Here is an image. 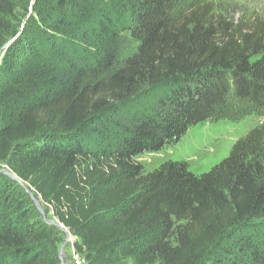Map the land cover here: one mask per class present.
Listing matches in <instances>:
<instances>
[{"label":"trees","instance_id":"1","mask_svg":"<svg viewBox=\"0 0 264 264\" xmlns=\"http://www.w3.org/2000/svg\"><path fill=\"white\" fill-rule=\"evenodd\" d=\"M31 1L0 0V264H62L45 220L84 264H264V123L200 176L135 160L264 116V12Z\"/></svg>","mask_w":264,"mask_h":264},{"label":"rangeland","instance_id":"2","mask_svg":"<svg viewBox=\"0 0 264 264\" xmlns=\"http://www.w3.org/2000/svg\"><path fill=\"white\" fill-rule=\"evenodd\" d=\"M202 1L204 0H183L182 3L186 8H190ZM208 1L214 2L215 6L218 8H227L231 11L230 14H235V18H238L243 11L247 10L264 12V0ZM238 112H240V107L231 105L230 113L235 115ZM263 118L264 116L258 117L251 115L240 120H235L233 118L208 120L191 127L177 142L164 146L159 152L144 153L138 156L135 160L143 167L146 173L157 169L168 161H171L185 163L190 173L200 176L209 172L214 166L218 165L223 159H225L236 141L245 136L253 127L264 123V121H262ZM39 208L40 212L43 213L42 216H44V208L41 207L40 203ZM53 221L59 223L56 220ZM64 234L63 244L66 240ZM71 240L72 238L63 251L62 259L64 264H75V254L73 252ZM63 244L59 246V249ZM127 264L133 263L129 262Z\"/></svg>","mask_w":264,"mask_h":264},{"label":"water","instance_id":"3","mask_svg":"<svg viewBox=\"0 0 264 264\" xmlns=\"http://www.w3.org/2000/svg\"><path fill=\"white\" fill-rule=\"evenodd\" d=\"M33 3H34V0H32L31 1V6L33 5ZM31 9V8H30ZM17 37V36H16ZM16 37L15 38H13L12 40H10L3 48H2V50H5L15 39H16ZM1 172L3 173V174H5L6 176H8L10 179H12L13 181H15V182H17V183H19L23 188H25L24 187V185L21 183V181L19 180V179H17V177L16 176H14L13 174H11V173H9L7 170H1ZM25 190H26V192H27V194H29V196H30V198H31V200L34 202V204L37 206V208H38V210H40V208H39V202L34 198V196L31 194V192L29 191V190H27L26 188H25ZM42 215H43V213H41ZM45 222L48 224V225H53V226H55V227H57L61 232H64L65 233V238H66V240H65V243L61 246V248L59 249V257H60V260H61V263L62 264H64L63 263V251H64V248H65V246L68 244V242H70V239L72 238L73 239V236L71 235V234H69L68 232H67V230L60 224V223H57V222H55V221H49V220H45Z\"/></svg>","mask_w":264,"mask_h":264},{"label":"built area","instance_id":"4","mask_svg":"<svg viewBox=\"0 0 264 264\" xmlns=\"http://www.w3.org/2000/svg\"><path fill=\"white\" fill-rule=\"evenodd\" d=\"M262 121H264V118L262 119ZM74 238L71 240V242L73 243ZM71 243V244H72ZM74 255V254H73ZM74 260H75V264H84L83 260H81L78 256L74 255Z\"/></svg>","mask_w":264,"mask_h":264}]
</instances>
